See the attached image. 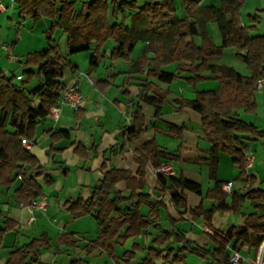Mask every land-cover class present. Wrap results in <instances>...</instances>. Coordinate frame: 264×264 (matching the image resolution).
Masks as SVG:
<instances>
[{
  "label": "trees",
  "instance_id": "trees-1",
  "mask_svg": "<svg viewBox=\"0 0 264 264\" xmlns=\"http://www.w3.org/2000/svg\"><path fill=\"white\" fill-rule=\"evenodd\" d=\"M200 1L180 0L182 15L179 17L173 0H145L143 3L136 0H81L78 5L75 0H14L20 20L27 17L33 21L40 17L49 20L45 31L49 45L24 55L20 61L22 78L6 75L5 67L0 68V186L10 188L18 180L13 189L18 206H27L42 195V185L35 178L40 175L42 166L21 139L33 141L36 125L58 105L67 86L63 82L65 70L77 68L59 52L53 42V31L59 28L66 34L67 54L91 52L85 74L105 61L120 62L130 69L120 86L127 85L129 79L137 80V93L131 98L133 110L129 124L121 133V144L117 149L110 146L103 152L101 168L104 172L89 196L77 198L68 205V211L74 217L90 216L96 221L97 234L85 244L87 252L98 250L125 264H186V253L198 256L206 264H231L233 251L245 250L254 257L264 241V213L241 211L245 201L264 206V188L253 187L256 178L247 173L243 154L245 140L264 141V128L246 122L236 114L237 110L251 112L256 107L255 82L264 75V33L250 35L258 24L256 16L248 15V23H241L242 0H220L218 7L200 6ZM208 21L217 25L221 35L219 45L206 31ZM109 41H113V45L107 52L104 46ZM137 42L144 46L140 55L132 59ZM225 47H234L235 56L245 64L249 75H242L222 63L209 62V57L221 55ZM170 63L176 64L172 71L162 69ZM178 78L194 91L193 98L178 100L179 109L188 108L200 117L201 133L210 147L207 157L199 158V161L207 165L208 179L213 184L202 192L198 182L181 174L156 173V182L160 190L168 194L178 218L168 216L169 229L154 235L149 246L144 248L133 242L118 258L114 251L117 243L147 234L149 227H158V209L165 203L162 198L152 200L150 194L143 191L146 168L149 164L159 168L164 162L180 161V143L175 150L160 146L155 138L139 145L133 153L137 164L134 174L129 169L107 168L106 153L124 152L127 142L143 133L146 116L140 103L152 107L153 117L160 118L169 89L160 87L153 80L168 85ZM33 79L35 83H32ZM208 79L216 80L219 89L198 90L197 84ZM108 85V80L100 79L93 86L102 90ZM166 127L165 130H154L182 139L184 124L167 123ZM68 133L57 130L50 137H68ZM78 147L83 146L79 144ZM220 153L230 156L238 168V179L247 182L242 193L223 190L222 185L226 182L216 177ZM43 180L45 183L51 181L47 176ZM119 182L123 183L125 193L117 189ZM185 191L202 196V200L189 208ZM203 199L211 201L210 208H204ZM142 205L148 206V214L140 211ZM224 212L239 214L240 221L223 229L214 228V215ZM185 213L211 230L205 233L213 247L201 246L187 237V232L179 225L184 221ZM15 225L9 218L3 220L0 244L4 233L13 230ZM73 234L60 233L55 244L45 234L32 237L10 250L3 264H37L42 250L54 249L58 254L60 247L74 248ZM138 251L144 255L133 263ZM68 264L86 262L72 258ZM238 264H242L241 259Z\"/></svg>",
  "mask_w": 264,
  "mask_h": 264
},
{
  "label": "crops",
  "instance_id": "crops-1",
  "mask_svg": "<svg viewBox=\"0 0 264 264\" xmlns=\"http://www.w3.org/2000/svg\"><path fill=\"white\" fill-rule=\"evenodd\" d=\"M138 1V0H136ZM145 0H142L143 3ZM255 3V11L251 14H243L240 9V20L242 24H247V16H256L258 18V24L256 30L251 31L250 35L261 34L259 26L264 22V1L253 0ZM206 0L199 2L200 6H214L218 7L220 0H212L206 3ZM245 0H242V6ZM3 3H9V0H3ZM138 3V2H137ZM174 3V1H173ZM80 4V3H79ZM177 5L180 11H176L177 16L182 15V6L180 0L177 1ZM176 8V7H175ZM15 6L8 9L6 12H12ZM10 19V18H9ZM211 21L206 23V31L216 44L221 43V35L215 25L210 24ZM0 41L4 42L12 50L15 41L9 43L7 37L2 38L0 32ZM196 41H199L197 38ZM144 46V43L141 44ZM5 52V48L0 43V54ZM211 56L209 58H212ZM69 59V58H68ZM6 61L10 62L6 57ZM75 63L74 61H71ZM106 67H108L107 73L100 77L102 74L96 72L93 74L90 72L87 74H81L77 68L69 72L66 78L65 72L63 76V82L68 84L73 78H77L79 89L84 95L82 106L79 110H74L69 106L59 107L58 117L55 118L49 113L46 117L40 119L35 128V136L33 141H29L27 147L38 159L39 164L42 166L40 175L36 176V180L42 185V195L48 199L47 208L44 211H32L27 206H18L14 199L13 189L18 184V180L10 188L0 186V227L3 226V220L9 218L16 225L13 230H9L4 233L2 242L0 244V264H3L6 260L7 253L14 249L16 246L21 245L32 237H38L41 234H45L51 242H55L57 237L62 232H73L71 239L75 240L76 245L74 248L60 247V254L66 253L68 262L72 259H81L86 264H97L96 260H100L101 264H121L120 259L116 260L108 257L104 252L93 250L87 252L84 248L85 244L93 239L97 234L96 221L90 216L74 217L68 211V205L70 202L77 198L86 199L92 188L101 179L104 169L101 168L103 162V152L107 151L110 146H115L117 149L122 142L121 133L124 128L129 124V117L132 109V97L137 93V80L129 79L127 85L120 86L122 80L125 78V73L130 69L127 67H120L116 69L109 61H105ZM102 63L101 65H103ZM5 67V66H4ZM165 71H170L166 66L162 67ZM87 70V67L86 69ZM172 71V70H171ZM77 72L81 75H86L87 78H95V82L100 79L109 81V85L102 90L97 89L95 86L90 85L86 77L77 76ZM117 72H120L117 74ZM17 78H22L23 74L13 73ZM133 77H141L139 75H131ZM264 77V75H262ZM157 85L162 88H168L169 94L165 99L163 106L161 107L160 118L153 117V108L145 104L140 103L143 108V112L146 116V127L139 138L128 141L125 145V151L122 153H106V166L129 169L133 174L136 171L137 164L134 161V150L142 143L155 138L156 142L168 150H175L180 143V161H167L174 171V176L181 174L185 178L198 182L201 186L202 192L208 187L212 186V181L208 179V167L205 163L200 162L199 158H206L208 155V149L210 147L208 141L204 138L200 129V117L199 115L188 109H179L178 100L180 98L191 99L194 97L193 88L187 85L182 79L178 78V84L173 86V82L170 84H164L157 80H153ZM211 82H216L214 79H210ZM207 81L199 82L197 84L198 90H208L209 88H202V84ZM32 83H35L33 79ZM218 85V84H217ZM185 86L190 89H184ZM201 88V89H200ZM257 88V87H256ZM260 95H264V87H258ZM211 89V88H210ZM214 87L211 90H218ZM124 90L127 92L125 93ZM254 100L256 102L255 96ZM257 103V102H256ZM256 113V112H255ZM179 114L180 119L178 123H174L166 119V116ZM236 114L241 119L242 110H237ZM246 121L245 119H243ZM252 123L259 128H264V121L254 123L253 121H246ZM167 123L184 124L182 139L177 140L166 134L155 131L154 128L165 130ZM57 130H67L68 137L63 136L56 139H51L50 134ZM197 130L200 133L196 132ZM194 134L201 140V143L196 142L193 148H190V142ZM260 139H248L245 143L248 145L250 151L255 152V157L258 161H254L247 167V173L253 175L256 178V183L253 187L264 188V161H262L256 153L257 142ZM82 145L83 149L78 147ZM189 144V145H187ZM93 145H96L92 148ZM264 145V143H262ZM169 146V147H168ZM76 148V149H75ZM262 149V147L260 148ZM83 150V151H82ZM151 164L147 165L145 175V185L143 191L150 194L152 200L163 199L165 206L160 207L159 218L156 223L158 227H149L147 234L141 235V241L139 245L145 247L150 245L151 239L154 235L158 234L161 230L169 229V222L167 217L170 216L174 219L178 218V214L172 206L169 196L160 190L159 184L156 182V175ZM200 171L206 174L207 182L203 185L198 180ZM238 168L232 162L230 156L225 153H220L217 164L216 177L223 182H230V191L226 193H242L246 187L247 182H244L237 177ZM47 176L51 181L45 183L43 177ZM211 184V185H208ZM13 188L12 190H10ZM117 189L125 193L124 185L122 182L117 184ZM187 206L194 207L202 200V196L195 194L191 191H185ZM53 202L55 204H53ZM211 201L203 199V206L205 209L210 208ZM53 205V206H52ZM148 206L142 205L140 211L143 214H148ZM241 211L248 213L256 211L258 213H264V206H255L249 201H245L241 207ZM33 215V220L30 221V216ZM118 214L116 213L115 216ZM241 216L239 214H233L229 212L216 213L213 217V227L223 229L224 227L237 224L240 221ZM184 221L179 223L187 233V237L195 241L197 244L206 247H213V244L209 241L206 235V226L199 220H192L188 213L183 215ZM89 226V229H88ZM163 229L164 227H166ZM126 240L124 243H117L114 247L115 254L118 258L121 257L122 252L129 248ZM264 242V241H262ZM53 243V244H55ZM144 247V248H145ZM41 252L42 262L37 264H61L51 252ZM243 255L242 264L246 261L248 264H253L256 256L261 253L260 249L257 250L256 255L253 257L251 253H247L245 250L240 251ZM58 253V254H59ZM57 254V255H58ZM60 256V255H58ZM40 258V259H41ZM98 260V261H99ZM61 262L64 261L61 260ZM205 261L202 260L201 264Z\"/></svg>",
  "mask_w": 264,
  "mask_h": 264
},
{
  "label": "rangeland",
  "instance_id": "rangeland-1",
  "mask_svg": "<svg viewBox=\"0 0 264 264\" xmlns=\"http://www.w3.org/2000/svg\"><path fill=\"white\" fill-rule=\"evenodd\" d=\"M76 1V5H78L81 0H75ZM142 0H138V3H141ZM174 1V6L176 7V11L178 13L179 8L177 5V1L178 0H173ZM206 3L211 2L212 0H206ZM264 1V0H261ZM182 10V9H181ZM253 11H255V3L253 0H245L243 7L241 8V12L243 14H251ZM10 18V19H9ZM49 23L48 19L45 18H38L36 19V21H33L31 18H25L24 20H20L17 14L16 10H13L12 12L8 13H0V32L2 33V38L5 39V37H7V41L9 43L15 41L14 47L11 50V54L13 56L16 57L15 60H12L10 62L6 61V57H7V52H3L0 54V68L2 66H5V73L6 75H10L13 73H18L19 75L22 74V70L23 67L20 63V61L24 58V55L27 52H31V51H37V50H42L45 49L49 43L47 42L46 39V35H45V31L47 29V25ZM211 25H215V27L217 28V25L215 22H210ZM260 31H264V22H262L259 26ZM218 30V28H217ZM264 33V32H261ZM53 42L57 45L59 52L64 55L67 56L69 58L70 61H74L79 68V72L81 74L85 73V69L88 65V60L89 57L91 55V52L89 50L86 51H81V52H77V53H72V54H67V43H66V34L59 28H56L53 31ZM113 41H109L108 43L105 44L104 49L108 52L110 50V47L113 45L112 44ZM142 42H137L131 57L132 59H136L141 51H142V46H141ZM67 58V59H68ZM209 62L211 63H222L225 65H228L230 67H232L233 69H235L237 72H239L242 75H249V70L247 69V67L245 66V64L239 60L236 56H235V49L234 47H225L222 50L221 55L219 56H214L212 58H209ZM106 63H104L103 65H100L96 70L91 71L93 74H95L96 72H100L102 75L100 77H102L104 74L107 73L108 67L105 66ZM115 65V66H114ZM113 66L118 70L120 69V67L122 68L125 67L124 64L117 62L114 63ZM176 64L175 63H170L169 65H166L167 69L173 70L175 68ZM169 71V70H168ZM70 70L66 69L65 70V75L67 79L68 75H69ZM79 72H77V76H85L86 75H81ZM75 79V78H73ZM77 78L75 79V85H76V90L78 92H80L83 96V99L85 98L82 91L79 89L78 86V82H77ZM87 82L90 84V82L88 80H91L92 82H95V78H87L86 77ZM208 80H204L207 81L205 84H202V88H218V85L215 82H211ZM72 81V80H71ZM70 81V82H71ZM202 81V82H204ZM69 82V83H70ZM68 83V84H69ZM173 86L178 84V81L175 80L173 82ZM91 85V84H90ZM177 87V85L175 86ZM188 86H185V90L189 89L187 88ZM201 89V88H200ZM190 91V89H189ZM260 91V88H256L254 96L256 99V107L253 111L251 112H245L242 111V117L241 119H245L246 121H253L254 123H259L260 121H264V95H260V93H256ZM36 103V102H35ZM256 112V113H255ZM166 119H168L171 122L174 123H178L179 119H180V115L179 114H175V115H170V116H166ZM261 123V122H260ZM196 132L200 133L199 130H197ZM201 143V140L198 139V137L194 134V136L192 137L190 142V148H193V145H196V142ZM257 142V146L258 148H256V153L257 156L264 161V145H262V143H264V141L259 140V141H255ZM189 145V144H187ZM169 147V146H168ZM262 147V149H260ZM169 149V148H168ZM253 155H254V161H258L257 157H255V152L253 151ZM253 161V162H254ZM166 164V162H164ZM262 167H264V164H262ZM200 176H198V180L199 182H201L203 185L206 184L207 182V177L206 174H203L202 171H200ZM164 175H168L166 173H163ZM211 185V184H208ZM13 188H11L10 190H12ZM53 204H55L53 202ZM53 206V205H52ZM167 228L164 227L163 229ZM89 229V226H88ZM210 230V229H209ZM211 232V230H210ZM141 241V236L139 237H135V238H129L127 241L128 246H131V244L133 242H137L140 243ZM52 243H55L54 241ZM264 243V242H262ZM262 243L259 245L258 250L260 249V246L262 245ZM147 245V244H146ZM145 245V246H146ZM144 246V247H145ZM51 252L52 256L55 257L57 259V261H59V263L63 264L62 261H64V264H68V262H65L64 259H68L67 258V254L66 253H62V254H58L60 256H58L57 254L54 253V249H50V250H45L44 252ZM144 255L143 252L138 251L136 253V258L133 259V263L138 261L140 257H142ZM41 256L39 257V261L42 262V258ZM99 260V259H98ZM96 260L97 264H101V261ZM205 261V260H204ZM202 259L199 258L198 256L191 254V253H186L185 256V263L186 264H201ZM121 264H125L123 261ZM206 264V261L205 263ZM244 264H248V262L246 261Z\"/></svg>",
  "mask_w": 264,
  "mask_h": 264
},
{
  "label": "built area",
  "instance_id": "built-area-1",
  "mask_svg": "<svg viewBox=\"0 0 264 264\" xmlns=\"http://www.w3.org/2000/svg\"><path fill=\"white\" fill-rule=\"evenodd\" d=\"M14 5V0H9L8 5L3 3V0H0V12H6L8 9H11ZM0 43L5 48V51L7 52V58L8 60L12 61L15 60L16 57L11 54V48L7 46L4 42ZM91 85H94V82L91 80H88ZM75 79H72V81L67 84L66 88L63 90V92L60 95L58 105L51 108V115L55 118L58 117L59 114V107L61 106H69L70 108L76 110L79 109L82 106L83 103V96L80 92L76 90L75 85ZM255 86L258 87H264V77H260L256 80ZM21 143L24 146H29V141L25 138L21 139ZM244 157L246 159V165L247 167L250 166L254 161V155L253 152L249 150L248 145L246 144V149L243 151ZM155 174L156 173H166L170 176H174V171L171 168L169 164L163 163L159 168L154 169ZM223 190L226 192L230 191V182H226L222 185ZM48 205V199L46 196L41 195L35 199H33L27 207L32 211H44L47 208ZM22 206V205H20ZM33 215L30 216V221L33 220ZM206 231L210 232L209 228H205ZM243 258V255L241 252L233 251L230 256V262L231 264H238L239 260ZM253 264H264V254L259 253L256 256L255 261Z\"/></svg>",
  "mask_w": 264,
  "mask_h": 264
},
{
  "label": "bare ground",
  "instance_id": "bare-ground-1",
  "mask_svg": "<svg viewBox=\"0 0 264 264\" xmlns=\"http://www.w3.org/2000/svg\"><path fill=\"white\" fill-rule=\"evenodd\" d=\"M260 252L264 254V243H262V245L260 246Z\"/></svg>",
  "mask_w": 264,
  "mask_h": 264
}]
</instances>
